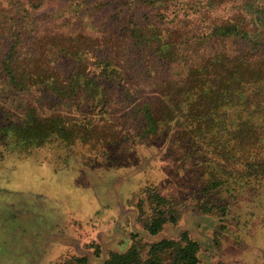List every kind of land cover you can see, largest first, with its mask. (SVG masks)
<instances>
[{"label":"trees","instance_id":"trees-1","mask_svg":"<svg viewBox=\"0 0 264 264\" xmlns=\"http://www.w3.org/2000/svg\"><path fill=\"white\" fill-rule=\"evenodd\" d=\"M139 152L131 173L153 162L133 194L148 235L264 196V0H0V163ZM130 238L99 264L200 263L187 232Z\"/></svg>","mask_w":264,"mask_h":264},{"label":"rangeland","instance_id":"rangeland-1","mask_svg":"<svg viewBox=\"0 0 264 264\" xmlns=\"http://www.w3.org/2000/svg\"><path fill=\"white\" fill-rule=\"evenodd\" d=\"M112 106L123 115V104ZM135 156L112 167L83 168L73 160L62 166L34 157L1 162L0 264H58L73 254L99 264L108 250L128 248L131 233L151 243L182 232L199 243V264H264V196L239 200L220 220L184 212L177 223L148 235L133 200L140 181L153 175L147 170L153 162L146 172L131 173L143 154ZM91 242L100 245L98 255Z\"/></svg>","mask_w":264,"mask_h":264}]
</instances>
